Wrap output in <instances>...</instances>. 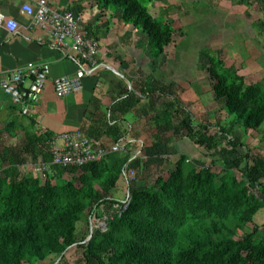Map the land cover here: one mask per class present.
Returning a JSON list of instances; mask_svg holds the SVG:
<instances>
[{"label": "trees", "instance_id": "obj_1", "mask_svg": "<svg viewBox=\"0 0 264 264\" xmlns=\"http://www.w3.org/2000/svg\"><path fill=\"white\" fill-rule=\"evenodd\" d=\"M86 1L102 17L116 18L133 33L141 31L156 61L166 55L177 33L182 34L169 21L152 17L140 0ZM255 1L264 13V0ZM86 31L98 41L92 26ZM204 56L214 100L223 105L228 124L220 120L197 124L173 86L141 76L113 99L110 122L92 128L98 137L119 143L125 137L118 122L125 123L131 113L147 117L155 135L146 156L176 159L169 178L159 177L153 188L137 180L143 159L132 160L135 152L116 153L82 168H62L52 164L53 134H28L22 149L2 148L0 264H42L51 256L57 257L51 264H69L65 255L74 246L82 251L79 264H264V226H253L264 209V156L236 137L237 129L246 136L263 133L264 148V83L247 86L218 54L207 51ZM143 101H148L149 110H139ZM185 139L206 151L209 166L199 167L176 149L175 143ZM39 150L40 163L47 167L45 180L22 176L20 167L28 158L37 159ZM131 171L136 178L128 179L130 204L122 211L113 192ZM67 173L74 178L53 184ZM99 211L106 229L95 228L91 239L89 232L80 240L78 224L84 216L87 224L92 217L99 219ZM230 226L252 229L238 238Z\"/></svg>", "mask_w": 264, "mask_h": 264}, {"label": "crops", "instance_id": "obj_2", "mask_svg": "<svg viewBox=\"0 0 264 264\" xmlns=\"http://www.w3.org/2000/svg\"><path fill=\"white\" fill-rule=\"evenodd\" d=\"M37 1L0 0V15L20 25L16 33H10L4 24L0 27V84L5 77L29 64L43 65L49 74L32 117L23 116L0 88V152L3 147L22 149L23 143L16 145V141L25 143L28 134L37 133L81 132L106 146L118 144L109 137H98L92 128L110 122L108 111L113 99L138 83L141 76H152L164 87L173 86L197 124L220 120L226 125L229 121L224 107L216 106L214 82L206 70L207 51L218 54L226 68H234L247 86L264 83V13L255 0H153L148 5L152 17L169 21L175 30L182 31L158 61L152 58L141 31L133 33L131 27L116 18L102 17L86 0H46L52 9L72 12L97 32V66L87 72L60 50L48 46L45 32L30 27L28 18L21 15L23 6H35ZM192 26L196 30L187 34L186 28ZM162 63L165 66L160 70L158 66ZM65 77L80 79L82 91L69 97L56 94L53 82ZM148 104L143 101L139 110H149ZM93 115L95 120L91 122ZM136 116L131 113L125 123L118 122L125 137L119 143L127 146L129 152L139 153L150 147L155 130L147 117ZM98 118L100 122L96 121ZM140 127L145 132L151 131L149 136L141 133ZM253 134L250 132L247 138ZM238 135L241 134L237 129L236 137L240 138ZM262 135L257 139L259 144ZM243 138L240 139L246 143ZM178 144L176 149L183 152Z\"/></svg>", "mask_w": 264, "mask_h": 264}, {"label": "built area", "instance_id": "obj_3", "mask_svg": "<svg viewBox=\"0 0 264 264\" xmlns=\"http://www.w3.org/2000/svg\"><path fill=\"white\" fill-rule=\"evenodd\" d=\"M21 15L28 18L30 27L45 32L47 37L44 41L48 46L63 52L64 56L78 63L85 72L97 66L99 44L88 36L86 24L79 16L70 11L58 12L52 9L46 0L37 1L35 6H23ZM3 24L10 33H16L20 29L18 22L5 20L0 15V27ZM48 79V70L43 65L29 64L26 68L16 70L5 77L0 88L23 116L32 117L36 106L40 103ZM53 86L55 93L62 97L80 93L83 89L80 79L69 77L55 80ZM49 145L52 164L62 168H82L116 153H129L125 145L118 143L106 146L103 142L89 138L81 132L54 135ZM140 155L141 152L136 153L132 160H136ZM144 159L146 160V157ZM46 169L45 165L39 164L36 173L44 176ZM125 178L135 179L136 173L127 172ZM129 204L128 195L122 211H125Z\"/></svg>", "mask_w": 264, "mask_h": 264}, {"label": "rangeland", "instance_id": "obj_4", "mask_svg": "<svg viewBox=\"0 0 264 264\" xmlns=\"http://www.w3.org/2000/svg\"><path fill=\"white\" fill-rule=\"evenodd\" d=\"M140 2L147 6L149 5L148 0H140ZM206 11V9H204ZM196 30V27H190V28H186V32L187 34H191L193 31ZM188 45V44H187ZM186 48L190 49V46H186ZM219 107V104L216 105ZM217 110H219L218 108H216ZM199 114V113H198ZM205 113H201V115H203ZM203 119V118H202ZM140 130H143V128H139ZM241 135H238L240 138H243V136L246 138H243L244 141L252 148H257L255 151L256 152H260L263 156H264V148H260V144L259 141L257 139H259V137L261 136V133H254L250 138H247L246 135H244L240 130H239ZM141 133H146L147 136H149V134L151 133V131H146L145 129L141 132ZM177 139V138H176ZM180 140V139H178ZM179 142V141H178ZM23 143V144H22ZM151 143V142H150ZM22 144V146L24 145V141L23 140H18L16 141V145H20ZM178 144V143H177ZM175 144V146L177 145ZM178 147L180 149H183V152L181 153H185L190 155L191 160L196 162L199 167H205V166H209L211 159L207 157L206 155V151L203 149H197V147L191 143L189 140H183L182 142H180L178 144ZM245 152V151H242ZM137 152L133 153V156L136 154ZM146 152H143V154L141 153L139 159H143L141 162V165L139 172H138V181L139 182H143V184H145L147 187L149 188H153L155 187L156 181L159 177L164 178L165 180H167L170 176V174L175 170V158H170V159H165L166 155H162V159L159 158H150L149 159V155ZM165 156V157H164ZM146 157V160L144 159ZM42 158V151L39 150L38 154H37V159L36 158H28V162L25 166H21L20 167V172L22 176H33V177H40L37 173H36V169L37 166L39 164H41L40 160ZM153 160V161H152ZM147 163V166H143L144 164ZM217 173H221V168L217 167L216 170ZM46 176L42 177V180H45ZM74 178V175L71 174H65L62 178H57L54 179L53 184L54 185H62L64 183H66L67 181H70L71 179ZM128 190H129V186H128V179H122L119 184H118V188L116 191L113 192L114 198L119 200V202L122 203V205L125 203L126 199L128 198ZM102 213L101 211H99L98 215H99V219H97V217H92L90 219L89 224H87L86 220H85V216L83 217L82 221L78 224V233H79V239L81 240L82 238L86 237L87 234L90 232V226L91 224L94 225L95 227H99V228H104L106 229L105 226V222L106 220L104 219L105 217H102ZM253 226H258L260 228H262L264 226V209L261 210L258 215L255 217L254 219V225ZM233 230H235V226H230ZM222 228L225 229V227L223 226ZM252 229V226H248L246 228H242V229H236L237 232V237H241L242 235H244L245 233L249 232ZM66 258L68 260L69 264H79L80 260L82 259V251L80 248L74 246L71 249H69L66 253ZM57 257L55 256H51L46 262L42 263V264H51L53 262H56ZM41 264V263H38ZM58 264V262H57Z\"/></svg>", "mask_w": 264, "mask_h": 264}, {"label": "water", "instance_id": "obj_5", "mask_svg": "<svg viewBox=\"0 0 264 264\" xmlns=\"http://www.w3.org/2000/svg\"><path fill=\"white\" fill-rule=\"evenodd\" d=\"M94 229H95V226L91 224V226H90V237L88 239H91Z\"/></svg>", "mask_w": 264, "mask_h": 264}]
</instances>
